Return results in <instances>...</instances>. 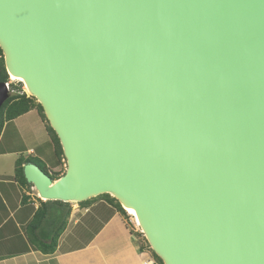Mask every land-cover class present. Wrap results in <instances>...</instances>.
Here are the masks:
<instances>
[{
	"label": "water",
	"instance_id": "1",
	"mask_svg": "<svg viewBox=\"0 0 264 264\" xmlns=\"http://www.w3.org/2000/svg\"><path fill=\"white\" fill-rule=\"evenodd\" d=\"M0 48L63 149L24 167L41 201L110 195L163 264H264V0H0Z\"/></svg>",
	"mask_w": 264,
	"mask_h": 264
},
{
	"label": "crops",
	"instance_id": "2",
	"mask_svg": "<svg viewBox=\"0 0 264 264\" xmlns=\"http://www.w3.org/2000/svg\"><path fill=\"white\" fill-rule=\"evenodd\" d=\"M49 141L37 110L15 119L0 138V264H159L135 221L105 201L88 207L71 204L72 215L53 254L33 247L26 234L33 218L30 207L38 209L41 204L34 188L15 180V163L22 155L36 156Z\"/></svg>",
	"mask_w": 264,
	"mask_h": 264
},
{
	"label": "trees",
	"instance_id": "3",
	"mask_svg": "<svg viewBox=\"0 0 264 264\" xmlns=\"http://www.w3.org/2000/svg\"><path fill=\"white\" fill-rule=\"evenodd\" d=\"M10 80V76L7 73L5 66V59L3 52L0 48V83L7 84ZM24 85L20 82L16 85L11 86L10 90V98L8 101L4 103L0 111V138L2 137L7 126H12V122L33 111L37 110L41 119L46 124V129L48 135L50 137L49 143L46 147H41L37 149L36 156H20L15 163V175L14 178L17 182L22 184L23 186L28 187L29 189L33 188V185L27 183L25 175H24V167L28 163H33L38 165L44 172L50 174L53 180H58L65 173V157L63 153L62 146L60 144V140L56 135L55 131L50 127L46 116L44 114V110L42 106L36 101V99L32 98L28 94H26L23 90ZM46 149L52 152V157H46ZM25 198V197H24ZM28 200V197L25 198ZM38 202L41 204L38 209H35L34 206H31L33 218L29 222L26 234L28 237V241L33 245L34 248L41 250L44 254L50 255L56 252L58 242L62 234L65 232L69 219L73 212V207L71 204L63 203V202H43L37 197ZM97 201H105L106 203L112 205L114 208L118 210L123 216L127 217V212L122 208V206L118 203V201L112 198L110 195H103L98 198L89 200L87 202H83L79 204L81 207H88L94 202ZM27 203V202H25ZM53 207L60 208L61 210L53 212ZM31 214V215H32ZM54 214L59 215L57 217L58 221L53 223L56 225L58 222L61 224H57L56 230L54 234L44 233L45 222L51 218ZM31 215L29 217H31ZM53 225V226H54ZM146 247L149 248L153 257L159 264H163L161 259L155 255V253L150 249L146 239ZM143 249H146L143 247Z\"/></svg>",
	"mask_w": 264,
	"mask_h": 264
},
{
	"label": "rangeland",
	"instance_id": "4",
	"mask_svg": "<svg viewBox=\"0 0 264 264\" xmlns=\"http://www.w3.org/2000/svg\"><path fill=\"white\" fill-rule=\"evenodd\" d=\"M24 87V86H23ZM13 129V128H12ZM47 145V144H46ZM46 145H44V146H42V147H46ZM11 149V148H10ZM46 157H48V158H51L52 157V152L51 151H49V153H48V149H46ZM11 166V164L9 165L8 164V167H10ZM65 168H66V166H65ZM99 202H101V201H99ZM57 210V209H56ZM127 212V211H126ZM127 216H128V218L129 219H131V221L133 220V221H135L133 218V216L131 217L130 215H129V213H127ZM57 217H59V215H57V214H54L51 218H49L47 221H46V226H44V228H46V229H48V231L51 233V234H54L55 233V230H56V227L59 225V224H61V222L56 226V225H52L53 223H55V221H58L57 220ZM133 221H132V223H133ZM51 223V224H50ZM47 225H49V226H47ZM52 225V227H50ZM134 225H136V224H134ZM56 226V227H55ZM139 229V228H138Z\"/></svg>",
	"mask_w": 264,
	"mask_h": 264
},
{
	"label": "built area",
	"instance_id": "5",
	"mask_svg": "<svg viewBox=\"0 0 264 264\" xmlns=\"http://www.w3.org/2000/svg\"><path fill=\"white\" fill-rule=\"evenodd\" d=\"M18 83H20V81L13 80V79L10 77L9 82L6 84V88H7L8 92L10 93V90H11V86H12V85H16V84H18ZM23 90H24V92L27 94L25 87L23 88ZM129 215H130V214H129ZM130 216L132 217V215H130ZM135 223H136V222H135ZM136 225H137L138 228H140L139 225H138L137 223H136ZM146 264H149V263H146Z\"/></svg>",
	"mask_w": 264,
	"mask_h": 264
},
{
	"label": "bare ground",
	"instance_id": "6",
	"mask_svg": "<svg viewBox=\"0 0 264 264\" xmlns=\"http://www.w3.org/2000/svg\"><path fill=\"white\" fill-rule=\"evenodd\" d=\"M11 78L13 79V80H17V81H21L20 79H18V78H16V77H13V76H11ZM127 213H129L130 215H132L134 218V220H135V222L138 224V220L136 219V213H135V211H133V210H131V209H127Z\"/></svg>",
	"mask_w": 264,
	"mask_h": 264
}]
</instances>
